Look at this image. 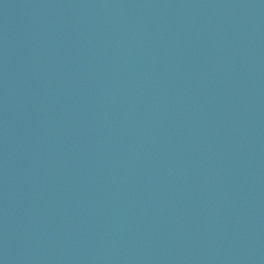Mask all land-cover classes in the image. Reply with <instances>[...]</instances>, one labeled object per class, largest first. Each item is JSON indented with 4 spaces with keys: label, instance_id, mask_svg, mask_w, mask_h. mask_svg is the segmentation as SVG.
Here are the masks:
<instances>
[{
    "label": "water",
    "instance_id": "1",
    "mask_svg": "<svg viewBox=\"0 0 264 264\" xmlns=\"http://www.w3.org/2000/svg\"><path fill=\"white\" fill-rule=\"evenodd\" d=\"M0 264H264V0H0Z\"/></svg>",
    "mask_w": 264,
    "mask_h": 264
}]
</instances>
